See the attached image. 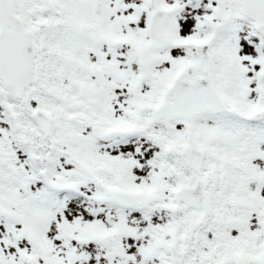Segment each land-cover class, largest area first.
<instances>
[{
	"label": "snow or ice",
	"instance_id": "6c2138e0",
	"mask_svg": "<svg viewBox=\"0 0 264 264\" xmlns=\"http://www.w3.org/2000/svg\"><path fill=\"white\" fill-rule=\"evenodd\" d=\"M0 264H264V0H0Z\"/></svg>",
	"mask_w": 264,
	"mask_h": 264
}]
</instances>
